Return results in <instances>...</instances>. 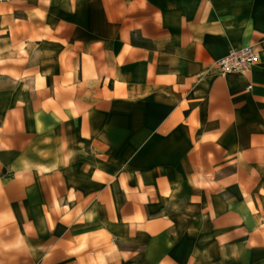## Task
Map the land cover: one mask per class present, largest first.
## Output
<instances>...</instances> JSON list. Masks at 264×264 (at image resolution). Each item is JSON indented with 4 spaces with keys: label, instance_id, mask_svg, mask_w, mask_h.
Instances as JSON below:
<instances>
[{
    "label": "crops",
    "instance_id": "crops-1",
    "mask_svg": "<svg viewBox=\"0 0 264 264\" xmlns=\"http://www.w3.org/2000/svg\"><path fill=\"white\" fill-rule=\"evenodd\" d=\"M0 264H264V0H0Z\"/></svg>",
    "mask_w": 264,
    "mask_h": 264
},
{
    "label": "built area",
    "instance_id": "built-area-1",
    "mask_svg": "<svg viewBox=\"0 0 264 264\" xmlns=\"http://www.w3.org/2000/svg\"><path fill=\"white\" fill-rule=\"evenodd\" d=\"M259 63V54L254 47L230 50L226 56L213 64V70L220 78L231 75H245ZM250 90V87L247 88Z\"/></svg>",
    "mask_w": 264,
    "mask_h": 264
}]
</instances>
